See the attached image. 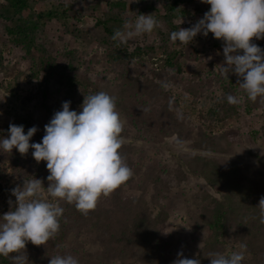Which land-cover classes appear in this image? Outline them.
<instances>
[{
    "label": "rangeland",
    "instance_id": "1",
    "mask_svg": "<svg viewBox=\"0 0 264 264\" xmlns=\"http://www.w3.org/2000/svg\"><path fill=\"white\" fill-rule=\"evenodd\" d=\"M114 1L117 0H28L29 6L23 11L27 19H35L41 11L61 4L72 11L66 20L46 21V25L35 33V45L31 47L14 42V36L6 34V27L15 25V21L10 23L0 17V137L7 136L10 123L19 125L25 119L28 128H38L30 143L41 142L44 125L55 111L61 109L62 102L71 101V109L80 111L84 95L97 91L125 100L127 90L123 91L121 73L126 72L137 85L143 86L141 93L146 98L151 121L143 118L144 125L131 124L130 118L116 105L124 122L121 135L125 138V162L132 159L135 163L132 174L136 185L145 182L151 167L160 180L158 191L151 186L148 196L156 202L150 205L154 213L159 209L168 213L161 226L163 240L171 245L168 258L173 262L177 253L183 252L186 258L210 264L209 255L201 257L209 237L202 210L214 200L228 198L230 193L219 185L207 183L201 173L191 171L187 160L190 156L201 157L207 161V173L216 170L219 174L242 178L255 189V205L262 210L258 204L264 196V97L251 100L237 84L242 77L238 78L234 73H229V78L220 75V64H224L223 41L214 38L212 33L198 34L189 44L170 39L172 31L179 27L189 28L202 18L210 9L209 4L202 0L177 4V13L169 25L166 19L160 18L165 15L163 11L143 10L137 0H125L128 4L125 11L112 10L110 4ZM0 3L5 4V1L0 0ZM157 4L159 8L163 7L160 2ZM113 12L130 18L122 41L130 42L131 48L135 47V42L152 47L149 56L131 62L125 69L106 60L97 39L102 34L96 22ZM150 13L159 21V26L150 33H135L137 15ZM63 21L69 27L65 28ZM252 42L260 43L264 49V36L253 37ZM193 47L200 52L194 54ZM169 54H176L172 64L165 60ZM73 56L77 59L70 65ZM38 58H44L45 65L35 75L41 66L34 64ZM46 64L72 66L63 70L73 80L65 85L67 76L62 80L61 71L48 77ZM229 94L236 96L239 103H228L226 97ZM212 109L218 117H214ZM211 118L216 122L208 125ZM199 143L204 147L195 145ZM31 153V148L26 154L15 148L11 152H0V214L10 210V199L14 205L11 189L21 186L24 179H41L45 187H42L40 197L55 200L46 189L48 174L37 170L43 161L38 163ZM151 184L146 181V185ZM103 196L112 199L111 193ZM88 230L89 226L78 236L66 237L60 255L74 252L80 261L88 260L86 253L100 249L98 244L91 243ZM261 230L264 232V224ZM243 233L251 234L231 223L221 239L219 252L228 254L240 250L239 240ZM256 241L263 242V237ZM255 247L257 254L254 257L244 249L242 264H252L251 261L260 260L264 255V251H260L261 245Z\"/></svg>",
    "mask_w": 264,
    "mask_h": 264
},
{
    "label": "clouds",
    "instance_id": "2",
    "mask_svg": "<svg viewBox=\"0 0 264 264\" xmlns=\"http://www.w3.org/2000/svg\"><path fill=\"white\" fill-rule=\"evenodd\" d=\"M210 9L189 28L179 27L170 33L172 41L189 44L198 34L223 41L224 64L220 75L229 78L234 73L238 85L251 100L264 97V49L252 42L264 36V0H202ZM159 26L153 13L138 14L134 21L137 34L150 33ZM132 33H129L131 35ZM119 30L116 36H120ZM115 38V37H114ZM228 103L237 104L239 99L229 94ZM71 101L62 102L44 125L41 142L30 143L38 131L32 126L25 132L24 125L10 123L7 136L0 137V152L15 148L26 154L32 149V157L39 163L46 162L49 171L46 187L52 199L41 198V179L23 181L11 189L15 203L9 200L10 210L0 214V254L17 253L13 257L23 264L20 250L26 242L45 245L60 228L64 209L58 201L75 203L84 214L96 207L102 195H108L125 183L132 170L120 153L125 138L121 135L124 122L116 110V97L105 91L84 95L80 111L70 107ZM258 206L264 210V196ZM200 247V245H199ZM246 245L238 251L210 253V264H242ZM48 264H79L70 254L50 256ZM172 264H201L199 259L186 258L177 253Z\"/></svg>",
    "mask_w": 264,
    "mask_h": 264
},
{
    "label": "trees",
    "instance_id": "3",
    "mask_svg": "<svg viewBox=\"0 0 264 264\" xmlns=\"http://www.w3.org/2000/svg\"><path fill=\"white\" fill-rule=\"evenodd\" d=\"M2 1H5V4L0 3V17L10 23L15 21V25L6 27V34L9 37L14 36L13 41L19 45L25 44L28 47L35 45V33L40 27L46 25V21L53 22L54 19H57L60 22L66 20L69 18L68 14L72 12L69 7L61 4L49 10L41 11L35 19H27L24 17L23 11L29 6L28 0ZM137 1L142 5L143 10L165 12V15L160 18L166 19L171 25L172 16L175 17L177 13V4H184L190 0ZM158 2L162 3L163 7L159 8ZM110 7L112 10L121 9V11H125L128 4L125 0H117L111 3ZM75 18L78 19L79 17L76 16ZM129 20V16L125 15L123 17L113 12V15L107 14L106 19L96 22V27L100 29V34H102V37L98 36L97 38L98 43L105 51L106 60L116 64L121 69H125L126 65L137 59L149 56L152 49L149 44L141 46L137 42H135V47L131 48L129 46L130 42L122 41V35ZM63 26L65 28L69 27L65 21H63ZM117 30L120 31V36H116ZM256 44L263 49L260 43ZM192 50L194 54L200 52L196 47H193ZM174 57H176V54H169L165 60L168 64H172ZM75 59H77L76 56H73L70 65H74ZM34 64L41 65L34 73L38 75L42 67L44 68L45 59L38 58ZM46 65L45 69L49 73L48 77L56 71L60 74L61 71L62 80L67 76V80L64 82L65 85L73 80V77L66 73L67 68H73L72 66ZM121 77L123 79L121 82L124 87L123 91L126 88L127 95L124 96L125 100H121L122 98L116 99V105L130 118L131 124L144 125L145 120L151 121L148 119L150 115L146 110V98L141 93V87L143 86L137 85V81L126 72L121 73ZM211 112L215 118L219 116L215 110L212 109ZM143 118L145 120L142 122ZM214 122H216L214 118H211L208 125H212ZM21 124L24 125L26 132L28 128L27 120L22 119L19 122V125ZM195 145L204 147L201 143ZM125 149L126 147L122 145L119 150L123 157H125ZM187 161L189 162L188 168L194 173H201L203 175L201 178L207 183L213 186L219 185L230 193L228 198L223 197L220 200H214L202 210L205 217L204 226L209 233V237L202 248L201 257L215 253L213 251L219 252L221 239L227 233L231 223H234L239 230H248L252 234L250 236L247 233L241 234L239 244L246 245L245 249L250 251L253 257L257 254L256 245H261L263 249L260 251H264V232L261 230L264 224V210L256 207L254 201L256 191L251 184L231 174H219L216 170L207 173V161L201 157L190 156ZM126 163L133 171L135 168L134 161L127 159ZM39 165L37 168L39 173L49 175L46 162L43 161ZM155 173V169L151 167L149 172L146 173L145 182L140 185L135 184L134 175L132 174L125 183L111 192V200L101 196L96 207L89 210L87 214L79 211L74 202L68 203L60 200L58 203L64 211L59 220V231L45 245H34L31 241L26 242L25 249H21L19 253L20 256L25 258L23 264H48L50 256L60 254L59 250L64 248L62 241L66 237L71 234L78 236L80 231L83 232L87 226H89L88 232L90 233L91 243L98 244L100 249L96 252L86 253L88 257L86 261H80L77 255L71 252L73 253L72 256L78 259L79 264H172V260L168 258V250L171 245L163 240L161 231L162 223L167 219L168 213L164 209H159L157 213H154L150 207V205H155L156 202L149 198L148 190L152 186L158 191V184L160 183L158 177H155ZM147 180L152 182L150 186L146 185ZM137 191L140 192V195H136ZM261 237H263V242H255L256 239ZM16 255L17 253L0 254V264H18L13 259ZM251 263L264 264V255L260 260H253Z\"/></svg>",
    "mask_w": 264,
    "mask_h": 264
}]
</instances>
